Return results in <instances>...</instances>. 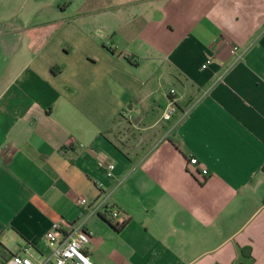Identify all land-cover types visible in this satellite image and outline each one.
Returning <instances> with one entry per match:
<instances>
[{
  "label": "crops",
  "instance_id": "0c3cea01",
  "mask_svg": "<svg viewBox=\"0 0 264 264\" xmlns=\"http://www.w3.org/2000/svg\"><path fill=\"white\" fill-rule=\"evenodd\" d=\"M59 219L92 264H264V0H0V264Z\"/></svg>",
  "mask_w": 264,
  "mask_h": 264
},
{
  "label": "built area",
  "instance_id": "2783aa9c",
  "mask_svg": "<svg viewBox=\"0 0 264 264\" xmlns=\"http://www.w3.org/2000/svg\"><path fill=\"white\" fill-rule=\"evenodd\" d=\"M234 51H237L238 45H232ZM213 60L212 55H207L204 61L200 64V68H205ZM228 67L225 68V70ZM174 88H170V92H174ZM173 106H168L162 112L164 118H169L173 112ZM196 157L190 156L189 162L196 163ZM101 165L107 176L113 174L115 162L110 157H103L99 159ZM202 172H207L205 168ZM78 204L81 208L89 214H96L99 211L108 213L116 223L122 216V210L117 207L110 199V192L98 199L95 204H92L85 196H80ZM83 221H68L59 219L52 222L50 228L46 231L45 236L47 243L51 247V257L54 264H92L90 254L85 249V245L91 236V230L84 228ZM31 248L27 245L22 246L21 249L6 260V264H36L31 253Z\"/></svg>",
  "mask_w": 264,
  "mask_h": 264
},
{
  "label": "rangeland",
  "instance_id": "374dc122",
  "mask_svg": "<svg viewBox=\"0 0 264 264\" xmlns=\"http://www.w3.org/2000/svg\"><path fill=\"white\" fill-rule=\"evenodd\" d=\"M84 7H85V8L87 7V4H86V3L83 5V8H84ZM82 12H84V11H82V7H81V9L79 10V14L82 13ZM138 160H139V158H137V159H136V158H132L131 168H132V167H133V168L141 167V165H140L141 162L138 163V162H139ZM143 163H144V161H143ZM143 163H142V164H143Z\"/></svg>",
  "mask_w": 264,
  "mask_h": 264
},
{
  "label": "trees",
  "instance_id": "16d2710c",
  "mask_svg": "<svg viewBox=\"0 0 264 264\" xmlns=\"http://www.w3.org/2000/svg\"><path fill=\"white\" fill-rule=\"evenodd\" d=\"M82 11H85V7L82 8ZM126 219H127V218L122 219L120 222L116 223L115 226H116V227H121V226L126 222ZM242 251H243V250H242Z\"/></svg>",
  "mask_w": 264,
  "mask_h": 264
}]
</instances>
